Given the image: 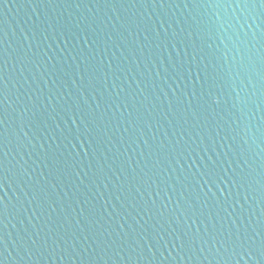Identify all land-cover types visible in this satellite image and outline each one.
I'll use <instances>...</instances> for the list:
<instances>
[{
  "label": "water",
  "instance_id": "95a60500",
  "mask_svg": "<svg viewBox=\"0 0 264 264\" xmlns=\"http://www.w3.org/2000/svg\"><path fill=\"white\" fill-rule=\"evenodd\" d=\"M2 264H264V0H0Z\"/></svg>",
  "mask_w": 264,
  "mask_h": 264
},
{
  "label": "snow or ice",
  "instance_id": "6c2138e0",
  "mask_svg": "<svg viewBox=\"0 0 264 264\" xmlns=\"http://www.w3.org/2000/svg\"><path fill=\"white\" fill-rule=\"evenodd\" d=\"M0 200H2V197H0ZM0 264H2V262H0Z\"/></svg>",
  "mask_w": 264,
  "mask_h": 264
}]
</instances>
